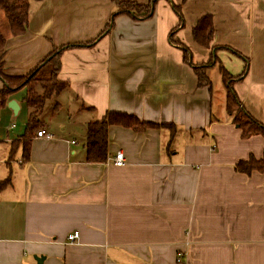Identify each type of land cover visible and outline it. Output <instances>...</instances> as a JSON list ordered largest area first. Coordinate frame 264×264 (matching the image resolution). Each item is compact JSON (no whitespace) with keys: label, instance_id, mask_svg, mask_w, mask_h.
I'll return each mask as SVG.
<instances>
[{"label":"crops","instance_id":"0c3cea01","mask_svg":"<svg viewBox=\"0 0 264 264\" xmlns=\"http://www.w3.org/2000/svg\"><path fill=\"white\" fill-rule=\"evenodd\" d=\"M121 1L157 2L149 19L111 21L112 0H34L23 34L1 32L9 76L73 47L57 75L67 88L40 115L47 139L31 140L27 161L19 142L30 113L26 90L0 111V182L11 180L0 191V264H264V172L233 168L260 158L264 138L241 137L225 110L220 70L264 125V0ZM204 15L212 20L208 48L192 36ZM173 29L194 65L212 58L209 85L198 86L169 40ZM109 112L159 127L109 126L107 160L87 163L86 126ZM117 152L121 166L113 164Z\"/></svg>","mask_w":264,"mask_h":264},{"label":"trees","instance_id":"16d2710c","mask_svg":"<svg viewBox=\"0 0 264 264\" xmlns=\"http://www.w3.org/2000/svg\"><path fill=\"white\" fill-rule=\"evenodd\" d=\"M116 6V16H129L134 19H149L154 10L156 2L139 4L133 1L112 0ZM30 0H0V16H3L7 23L10 35L18 36L25 32L29 21ZM173 10L181 19L179 6L173 5ZM109 25L105 31H108ZM175 29V28H174ZM171 31L169 40L171 44L179 46L182 50V59L192 66L197 77L198 86L209 85L205 75V69L212 63L209 59L205 66L194 65L190 60L189 50L174 40ZM104 33V32H103ZM102 35V34H101ZM100 36V35H99ZM193 39L202 47L208 48L212 39V20L210 15H204L197 20L192 29ZM6 38L0 31V81L3 87L0 89V111L6 106L9 97L21 90H26L25 102L30 110L24 134L19 139L22 142V157L28 160L30 142L37 132L43 127L40 115L43 112L48 99L57 95L67 88V83L57 78L60 69V57L64 50L73 46L54 48L47 54L40 63L30 72L23 76H9L4 71L3 56L5 51ZM221 76L226 89L225 110L228 115H235L234 123L241 130V137L248 138L253 135H260L264 138V125L251 118L240 105L233 91V77L220 67ZM237 76V79H241ZM39 90H41L39 92ZM121 126L131 129L134 132H143L147 129H155L159 126L151 122H143L133 115L120 112H109L99 121L90 122L86 126L85 133V161L87 163H103L107 160V129L109 126ZM171 136L174 135L173 125H168ZM238 173L250 175L252 172H264V151L258 159L250 156L247 160H240L233 166ZM10 177L0 182V191L10 184Z\"/></svg>","mask_w":264,"mask_h":264},{"label":"built area","instance_id":"2783aa9c","mask_svg":"<svg viewBox=\"0 0 264 264\" xmlns=\"http://www.w3.org/2000/svg\"><path fill=\"white\" fill-rule=\"evenodd\" d=\"M36 137L41 139V140L47 139L45 131H43V130L38 131L36 134ZM123 162H124L123 154L121 152H117L113 158V164H115L117 166H121V165H123ZM77 238H78V232L75 231L68 236V241L74 242ZM180 256H181V254H178V261H179Z\"/></svg>","mask_w":264,"mask_h":264},{"label":"rangeland","instance_id":"374dc122","mask_svg":"<svg viewBox=\"0 0 264 264\" xmlns=\"http://www.w3.org/2000/svg\"><path fill=\"white\" fill-rule=\"evenodd\" d=\"M152 2V0H151ZM34 5H36V3L34 2V0H30V8L32 9L34 7ZM110 26V25H109ZM111 27H108V30L110 29ZM0 30L1 32H4L5 30H7V23L5 21V19L3 17H1L0 19ZM49 102L46 103V106H48ZM73 139H75L77 142H80L82 141L80 136H79V131L77 129H73ZM83 143V142H82Z\"/></svg>","mask_w":264,"mask_h":264},{"label":"water","instance_id":"95a60500","mask_svg":"<svg viewBox=\"0 0 264 264\" xmlns=\"http://www.w3.org/2000/svg\"><path fill=\"white\" fill-rule=\"evenodd\" d=\"M8 107H9L13 112H15V110L17 109V107H16L14 101H10V102L8 103Z\"/></svg>","mask_w":264,"mask_h":264}]
</instances>
